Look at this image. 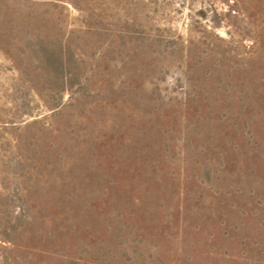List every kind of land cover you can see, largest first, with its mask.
<instances>
[{
  "label": "rangeland",
  "instance_id": "obj_1",
  "mask_svg": "<svg viewBox=\"0 0 264 264\" xmlns=\"http://www.w3.org/2000/svg\"><path fill=\"white\" fill-rule=\"evenodd\" d=\"M0 264H264V0H0Z\"/></svg>",
  "mask_w": 264,
  "mask_h": 264
}]
</instances>
